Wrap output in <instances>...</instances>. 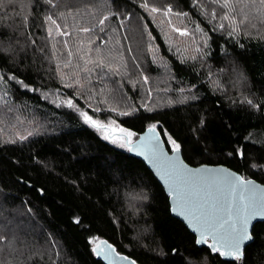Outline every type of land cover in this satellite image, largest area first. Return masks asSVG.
Wrapping results in <instances>:
<instances>
[{
  "label": "trees",
  "instance_id": "obj_1",
  "mask_svg": "<svg viewBox=\"0 0 264 264\" xmlns=\"http://www.w3.org/2000/svg\"><path fill=\"white\" fill-rule=\"evenodd\" d=\"M150 2L161 8L172 5L174 12L188 15H157L153 20L132 0H115L113 11L131 13L115 37L121 44L101 45V39L113 35L115 24L110 21L106 33L95 34L100 38L94 47L101 46L105 53L109 47L123 51L128 74L123 75L122 70L121 76L109 73L101 80L100 70L94 69L90 87L97 95L91 99L87 91L78 96L76 89L65 88L60 79V73L67 77L76 64H82L75 52L78 40H87V34H53L55 38H49L43 18L58 10L43 0H13L11 7H0V49L10 47L17 53L13 65L0 52V74L12 70L36 89L13 85L4 98L8 103L0 100V227L4 228H0V236L6 238L0 242V264H103L91 252L89 240L94 237L107 240L138 264H229L207 245H195V236L172 216L169 197L141 160L103 140L75 111L51 102L53 94L71 98L95 118L115 120L137 132L134 139L148 124L156 123L165 141L163 132L167 131L181 143L188 164L226 166L264 185V24L247 27L250 35L242 33L232 39L227 30L214 29L219 18L211 21L192 6V0ZM58 3L59 11L79 12L81 23L92 20L89 8L97 17L105 10L99 7L100 0ZM249 15L253 17V13ZM168 19L173 26L187 29L189 35L173 32ZM73 23L68 16L69 31H73ZM197 25L202 31H196ZM64 40L68 48L63 46ZM69 49L74 56L72 65L65 68ZM133 57L149 77L148 85L143 84ZM149 88L151 98L146 94ZM184 97L189 98L180 102ZM102 99L108 103L99 104ZM246 99L260 107L249 106ZM142 104L153 110L145 111ZM94 107L101 111L93 112ZM110 107L137 111L120 116L108 111ZM6 126L12 133L4 130ZM19 135L27 139L21 141ZM12 139L16 142L7 143ZM236 149L245 152V159L229 155ZM255 232L258 235L246 247L245 259L236 264H264V222L256 224ZM11 241L14 247L7 245Z\"/></svg>",
  "mask_w": 264,
  "mask_h": 264
},
{
  "label": "snow or ice",
  "instance_id": "obj_2",
  "mask_svg": "<svg viewBox=\"0 0 264 264\" xmlns=\"http://www.w3.org/2000/svg\"><path fill=\"white\" fill-rule=\"evenodd\" d=\"M44 4L51 9L58 10L52 14H46L43 22L47 25L48 37L54 39L55 37H72L74 33L87 34V40H78L75 56L82 64L78 63L74 66L75 70L68 75L60 73V79L65 88L76 89L79 95H83L85 91L90 93L89 99L97 95L90 87L92 85L91 76L94 69H99V77L104 79L109 73L113 76H121L128 74V63L124 60V53L119 48L109 47L105 53L101 46H95L96 40L100 37L96 33L104 34L109 29V22H114L115 26L111 27V32L108 39H101V45H120L121 40L115 37L119 35L121 29L125 28L126 22L131 18V13L113 11L112 5L115 0H100L99 7L105 9L97 17L93 8L88 9V15L92 17L87 23H81L77 19L79 12L75 15L72 12L59 11L60 5L58 0H43ZM133 4L139 9L146 12L153 20L157 15H162L168 18L172 15L187 16V12H174L172 5H166L161 8L150 0H132ZM13 0H8L4 4V0H0V7H11ZM192 6L199 9L201 12L210 16L211 21L219 18L221 21L214 29L218 27L220 30H227V34L232 39H237L242 33L250 35L246 31L247 27L257 28L258 24H264V0H207L206 3H201V0H192ZM95 7V6H94ZM249 12L253 13L250 18ZM73 17V31H69L67 24V17ZM24 25L27 26L28 17H22ZM140 19H144L141 17ZM253 19L257 22L254 23ZM64 20L61 24L58 21ZM163 22V21H162ZM227 22V23H225ZM169 27L173 32L185 37L189 35L187 29H181L172 25L171 19L167 20ZM147 26L145 25V28ZM196 31H202L200 26H196ZM55 34V37L54 35ZM206 35V34H205ZM124 39H127L125 36ZM34 43V41H33ZM63 46L68 48V41H63ZM204 47H208L207 39L204 41ZM53 55L55 56V45H53ZM200 51L199 48L196 49ZM128 53L131 54L129 48ZM151 52L152 49L149 48ZM9 61L15 65L17 62V53L12 48L0 49ZM93 53L95 55L93 56ZM68 60L64 63V67L68 68L72 65V58L74 53L69 49ZM196 59L195 56L192 57ZM135 68L140 70L139 75L143 78V84L150 83L149 77L144 74L141 65L135 57L132 58ZM156 62L153 56V63ZM183 62V61H182ZM91 65V67H89ZM167 68L166 64L160 65ZM60 65H57L59 71ZM83 73V75H82ZM133 86L135 81H132ZM19 85L21 88L28 91H36L31 88L23 79H20L17 74L10 70L8 73L0 74V100L8 101L4 98L8 96V89L10 86ZM104 89H101L102 93ZM168 91V89H165ZM184 92V89H179ZM148 98L152 96V89H146ZM51 100L57 108L66 106L68 109L75 111L83 124L95 130L103 140L116 145L121 149H126L129 153H136L143 156L153 168L156 169L161 179L167 185V194L172 201V211L178 216H182L192 230L196 233L194 237L195 245H207L213 254L219 257L230 258L229 264H236L245 259L243 246L247 241H253L258 233L255 232L256 224L253 221L260 218L264 221V187L258 186L253 180L244 176L238 175L236 172L230 171L227 168H189L180 158L182 154V145L167 131L163 132V136L167 137L166 141L161 140V132H158V125L150 123L143 135L137 137L138 133L128 128L122 127L115 120L107 122L95 118L90 115L88 111L81 110L80 107L71 98L61 99L55 95ZM49 94L45 93L44 98L48 99ZM184 97L180 102L188 99ZM195 99V96H191ZM99 104H106L108 101L102 99L98 101ZM169 104L173 101L169 100ZM246 103L255 108H259L260 104L254 103L252 99H246ZM264 103V102H262ZM141 107L145 111L151 112L153 109L147 104H142ZM92 111L99 113L101 108L94 107ZM110 112H116L120 116H130L137 111L132 108L130 111L119 110L117 107H110ZM203 125V121H201ZM31 135V132L28 133ZM19 140L27 139L24 135L17 137ZM16 140H8L7 143H15ZM169 146V152L165 151L164 144ZM229 155L239 157L241 160L245 159V152L241 149H236L230 152ZM252 167H257L253 163ZM264 167V166H262ZM146 199V196L140 197ZM79 223V221H76ZM6 238L0 236V242ZM92 245L91 252L97 256L102 257L108 264H120L121 261H129L127 256L120 255L116 249L107 240H102L97 237L89 240ZM201 249H195L196 252ZM175 251V250H174ZM129 264H136L135 260L129 261ZM206 264V261H204Z\"/></svg>",
  "mask_w": 264,
  "mask_h": 264
},
{
  "label": "water",
  "instance_id": "obj_3",
  "mask_svg": "<svg viewBox=\"0 0 264 264\" xmlns=\"http://www.w3.org/2000/svg\"><path fill=\"white\" fill-rule=\"evenodd\" d=\"M147 130V129H146ZM145 130V131H146ZM158 130V129H157ZM145 131L142 133V134H140V135H143L144 133H145ZM158 132H160L159 130H158ZM139 135V136H140ZM139 139V137L137 138V140ZM161 140L162 141H165L164 139H163V137H162V135H161ZM164 147H165V151L166 152H169V155H171V153H170V151H169V149H168V147H167V145H166V143L164 144ZM130 155H132L133 157H135V158H137V159H139V160H141L145 165H146V167L152 172V174L154 175V177L157 179V181L159 182V184L163 187V189H164V191H165V193H166V195L168 196V194H167V185L164 183V181L161 179V177H160V175L157 173V171H156V169L155 168H153L152 167V165L149 163V161L148 160H146L143 156H141V155H137L136 153H130ZM182 160H183V162L189 167V168H203V167H206V168H220V167H223V168H227L228 170H230V171H233V172H236V171H234V170H232V169H230V168H228V167H226V166H213V165H200V166H192V165H190V164H188L185 160H184V157H183V153L181 154V157H180ZM238 175H241V174H239L238 172H236ZM242 176V175H241ZM250 180H253V179H250ZM258 186H262V187H264V185L263 184H261V183H259L258 181H256V180H253ZM169 197V196H168ZM169 203H170V207H171V213H172V216L173 217H175V218H177L178 220H180L182 223H184L185 224V226L188 228V230L194 235V236H196V233L192 230V228H191V226L188 224V222L182 217V216H178L175 212H173L172 211V201H171V198L169 197ZM260 222H264V221H261L260 220V218H257V220H255V221H253V223L254 224H257V223H260ZM254 241V240H253ZM253 241H247V242H245V245L243 246V250L245 251V249H246V247L248 246V245H250ZM199 247H201V246H205V245H198ZM114 247V246H113ZM115 248V247H114ZM116 249V248H115ZM116 251H117V249H116ZM118 252V251H117ZM119 253V252H118ZM120 255H122V256H127V255H124V254H121V253H119ZM128 257V256H127ZM96 258L98 259V260H100L103 264H108V262L107 261H105L102 257H97L96 256ZM129 258V261H131V260H133L132 258H130V257H128ZM224 260H226V261H230V258H224V257H222ZM129 261H121L120 262V264H129ZM136 264H138L137 262H136Z\"/></svg>",
  "mask_w": 264,
  "mask_h": 264
},
{
  "label": "rangeland",
  "instance_id": "obj_4",
  "mask_svg": "<svg viewBox=\"0 0 264 264\" xmlns=\"http://www.w3.org/2000/svg\"><path fill=\"white\" fill-rule=\"evenodd\" d=\"M184 27H186L187 28V26L185 25ZM60 98L61 99H64L65 97H61L60 96ZM103 121H105V122H107V121H109V120H103ZM7 128H4V130H9V131H11V133H12V129L9 127V126H6ZM1 229H4L3 227H0ZM8 246H12V247H14V242L12 243V241L11 242H9L8 244H7ZM1 246V245H0Z\"/></svg>",
  "mask_w": 264,
  "mask_h": 264
}]
</instances>
